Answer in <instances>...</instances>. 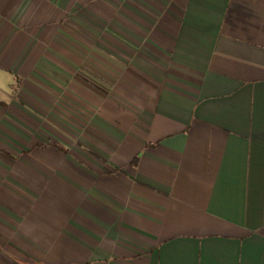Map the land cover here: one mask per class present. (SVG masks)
Masks as SVG:
<instances>
[{
  "label": "crops",
  "instance_id": "obj_1",
  "mask_svg": "<svg viewBox=\"0 0 264 264\" xmlns=\"http://www.w3.org/2000/svg\"><path fill=\"white\" fill-rule=\"evenodd\" d=\"M0 70V264H264V0H0Z\"/></svg>",
  "mask_w": 264,
  "mask_h": 264
},
{
  "label": "rangeland",
  "instance_id": "obj_2",
  "mask_svg": "<svg viewBox=\"0 0 264 264\" xmlns=\"http://www.w3.org/2000/svg\"><path fill=\"white\" fill-rule=\"evenodd\" d=\"M106 6V8L108 7V5L106 4L105 5ZM110 7V8H109ZM108 8H109V10L113 7V5H111L110 4V6H109ZM107 17V15H105V18ZM106 20H107V18H106ZM97 22V25L96 26H94V27H100L101 28V25L104 23L105 24V20H97L96 21ZM118 37V36H117ZM87 39H88V41L89 42H96L98 39H101V37L100 36H95V37H93V39H90V37H86ZM126 39H128L129 37H125ZM104 44H105V42H104ZM128 54V53H127ZM146 54V53H145ZM95 59H96V57H95ZM143 59H145L144 58V56H143ZM114 64V63H113ZM145 64V63H144ZM105 66H107L106 64H105ZM106 69H108L107 67H105V73H103V72H101V69L100 68H97V66H95L94 65V73H91L90 72V70H84L83 69V71H82V73H84V74H88V75H92L91 76V78L94 80V90L95 91H100V92H105V90H106V88L108 89V85L110 84V83H108L107 81H105L104 79L105 78H107L108 79V77L106 76L107 75V71H106ZM6 89H7V87H6ZM5 90V89H4ZM6 92V91H5ZM105 94V93H104ZM0 95H3V94H1L0 93ZM30 103L32 104V105H34V106H38L39 107V103L36 101V100H33V99H31L30 100ZM56 105H50V106H41L42 108H51V109H54V107H55ZM78 126H80V124H78ZM45 131V130H44ZM37 132V131H36ZM49 131H47L46 133L47 134H49L48 133ZM52 132H54L53 130H52ZM56 132H54V134H55ZM53 134V133H52ZM51 134V136H53L54 137V135H52ZM39 139V141H40V139H44L43 137H39L38 138ZM48 139H49V137H48ZM54 140V139H53ZM46 141H48L47 139H46Z\"/></svg>",
  "mask_w": 264,
  "mask_h": 264
},
{
  "label": "clouds",
  "instance_id": "obj_3",
  "mask_svg": "<svg viewBox=\"0 0 264 264\" xmlns=\"http://www.w3.org/2000/svg\"><path fill=\"white\" fill-rule=\"evenodd\" d=\"M14 76L0 70V81H7L9 83H14ZM6 92H8V95H0V103H3L5 105H11L14 99L15 94L12 92H9L7 89H5Z\"/></svg>",
  "mask_w": 264,
  "mask_h": 264
}]
</instances>
